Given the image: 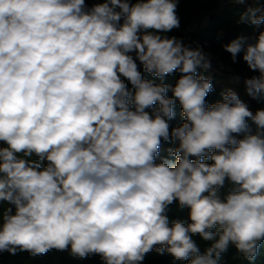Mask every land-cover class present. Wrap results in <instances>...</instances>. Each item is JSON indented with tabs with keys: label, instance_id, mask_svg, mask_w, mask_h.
<instances>
[{
	"label": "clouds",
	"instance_id": "9594fccd",
	"mask_svg": "<svg viewBox=\"0 0 264 264\" xmlns=\"http://www.w3.org/2000/svg\"><path fill=\"white\" fill-rule=\"evenodd\" d=\"M251 3L240 22L264 23V6ZM177 6L0 0V205L13 206L0 213V252L70 249L105 264H142L155 249L220 264L234 246L255 260L264 241V109L253 113L230 89L207 105L213 85L198 69L211 67L209 55L157 34L180 27ZM246 40L224 49L233 62L243 52L259 72L244 80L255 99L264 94V31ZM133 52L153 77L181 74L172 98L168 85L143 77ZM177 101L185 122L173 128ZM162 141L178 143L168 150L175 164L156 162ZM174 201L189 209L187 225L170 223ZM197 234L213 241L203 253Z\"/></svg>",
	"mask_w": 264,
	"mask_h": 264
},
{
	"label": "trees",
	"instance_id": "16d2710c",
	"mask_svg": "<svg viewBox=\"0 0 264 264\" xmlns=\"http://www.w3.org/2000/svg\"><path fill=\"white\" fill-rule=\"evenodd\" d=\"M264 1V0H263ZM105 0H85L86 8H91L95 4L103 3ZM130 3H136L137 0H129ZM219 6V0H178L177 15L180 19V27L175 28L167 33H157L162 36H176L182 39L184 43V37L182 31L189 25L190 21L196 17H202L209 14L208 22L198 31L191 34L189 40L184 45L195 49L197 47L202 48L205 53L213 54L219 56V58L228 63L235 73L242 79L243 85L247 98L251 104L249 109L255 113L258 109H264V94H260L257 98H252L247 94L246 85L244 80L250 78L253 75H259L258 71H253L249 69L247 63L243 60V52L237 56L235 62H233L231 54L225 51L224 45L230 43L232 40L238 37H246L247 43H255L256 38L260 31H264V23L260 25H253L251 23L240 22V16L246 10L239 5L229 4L226 6L225 10L221 14H211L212 11L217 9ZM264 6V5H263ZM139 71L142 73L145 79L152 80L156 84H166L169 86V91L166 93L168 98H172V93L170 88L175 85L176 81L180 77L179 72H174L171 75L164 77L163 79L158 77H153L148 73L143 65L136 61ZM198 75H204L206 77V72L198 70ZM124 82L129 91H133L131 84L125 79ZM213 85V91L210 92L206 98L207 105H212L216 102L222 101V93L225 91ZM159 105H155L151 109H146L150 114L158 109ZM174 118L169 120L170 127H178L185 122L182 116V109L177 101L174 104ZM248 124L250 129L254 133L256 126L249 119ZM237 139H242L243 134H234ZM0 146H3L0 142ZM178 146L177 142H166L162 141L160 153L157 156V163L162 159L167 158L172 161L173 164L176 163L175 157L171 156L169 149H174ZM30 159H38L34 155ZM194 159V158H192ZM206 163H212L211 160L206 159ZM42 167L45 166L46 162H40ZM230 187L228 181L225 183V187L221 189V194H226L228 188ZM13 207L11 205H0V213H2L6 208ZM14 211V208H13ZM167 216L170 223L174 221H181L186 225L190 223L189 219V209L187 207H181L178 201H174L168 207ZM213 232L216 229H212ZM192 239L195 241L199 247L201 253H203L213 241H205L198 234L193 235ZM0 264H105L103 259L99 255H89L85 258H80L71 255L70 249L59 251L52 249L43 255H32L27 251H17L15 255L8 252H0ZM142 264H188V261H181L174 259L167 251L163 254L157 253L155 249L147 253L144 257ZM220 264H264V241L260 243L259 254L253 261H248L245 259L234 246H230L229 249L222 254Z\"/></svg>",
	"mask_w": 264,
	"mask_h": 264
},
{
	"label": "built area",
	"instance_id": "2783aa9c",
	"mask_svg": "<svg viewBox=\"0 0 264 264\" xmlns=\"http://www.w3.org/2000/svg\"><path fill=\"white\" fill-rule=\"evenodd\" d=\"M229 4L239 5L245 10L249 6H255L251 3V0H249L248 4H237L230 2V0H219L218 8L212 11L211 14H221L225 10L226 6ZM259 4L263 6L264 1L259 0ZM208 19L209 14H206L205 16L196 17L190 21L189 25L182 31L184 37V44L188 42L192 33L198 31L207 24ZM130 54L133 56L134 60L138 61L134 52ZM208 55L211 60V67L207 70L203 68H200L198 70L206 72V77H210L211 82H213L216 87L221 88L225 92L229 89L235 91L241 101L244 102L250 109L251 104L247 98L242 79L235 73L233 68L228 63L222 61L219 56L213 54Z\"/></svg>",
	"mask_w": 264,
	"mask_h": 264
}]
</instances>
